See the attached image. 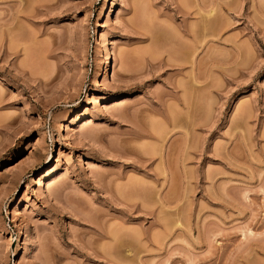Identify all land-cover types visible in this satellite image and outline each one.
Masks as SVG:
<instances>
[{"label": "rangeland", "instance_id": "1", "mask_svg": "<svg viewBox=\"0 0 264 264\" xmlns=\"http://www.w3.org/2000/svg\"><path fill=\"white\" fill-rule=\"evenodd\" d=\"M0 264H264V0H0Z\"/></svg>", "mask_w": 264, "mask_h": 264}, {"label": "bare ground", "instance_id": "2", "mask_svg": "<svg viewBox=\"0 0 264 264\" xmlns=\"http://www.w3.org/2000/svg\"><path fill=\"white\" fill-rule=\"evenodd\" d=\"M210 16V15H209ZM205 27V26H204ZM204 29V28H203ZM121 57H122V55H121ZM123 58V57H122ZM105 59V58H104ZM109 61L110 60V57H109V54H107L106 55V59H105V61ZM122 61V60H121ZM125 61V60H124ZM122 63V62H121ZM112 67V66H111ZM112 70H113V68H112ZM116 71H114V73H115ZM115 75H118V74H115ZM116 78H117V76H116ZM156 128H158V127H156ZM153 136V135H152ZM41 177V176H40ZM51 188H49V190H50ZM118 237V236H117ZM116 238V237H115ZM119 239H120V237H119ZM115 241V240H114ZM117 242V241H116ZM118 243V242H117Z\"/></svg>", "mask_w": 264, "mask_h": 264}]
</instances>
